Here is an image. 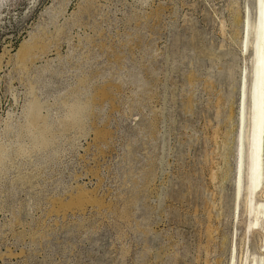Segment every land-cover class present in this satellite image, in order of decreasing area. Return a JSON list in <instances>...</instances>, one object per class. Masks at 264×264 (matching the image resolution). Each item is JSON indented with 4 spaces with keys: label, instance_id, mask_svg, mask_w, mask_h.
Here are the masks:
<instances>
[{
    "label": "rangeland",
    "instance_id": "obj_1",
    "mask_svg": "<svg viewBox=\"0 0 264 264\" xmlns=\"http://www.w3.org/2000/svg\"><path fill=\"white\" fill-rule=\"evenodd\" d=\"M254 1L0 0V264H261Z\"/></svg>",
    "mask_w": 264,
    "mask_h": 264
},
{
    "label": "bare ground",
    "instance_id": "obj_2",
    "mask_svg": "<svg viewBox=\"0 0 264 264\" xmlns=\"http://www.w3.org/2000/svg\"><path fill=\"white\" fill-rule=\"evenodd\" d=\"M254 2H255V11H256L254 21L250 24L248 20L250 16L249 17L247 16L248 18L245 17L247 20L245 19L244 20L245 22L243 24L244 37L242 41V51L243 48L246 51L249 43V35H252L253 37L251 72H250L251 82L249 88L250 100H251L249 113H248L249 131L245 135L246 136L245 138L246 141H245L243 136L244 134L243 127H244L245 111H246L245 96L247 95V86H246L247 75L244 74L243 76L242 74L240 87H239V98H241V102H239V114H238L239 118L237 117L239 119L240 132L239 135L237 136L235 184H234L235 201L238 202L243 187L242 186L243 167H244V160L246 158L247 162H246V172H245L246 175L245 208L248 215H250L251 217L249 223L247 224L248 226L246 227L247 231H250L252 229H257L261 223V219L264 217V202L255 200V194L258 193L264 182V0H255ZM31 117L34 124L37 123V119L39 118L35 106L31 108ZM72 117H74V115ZM244 141L246 142L245 144H247L246 152H245ZM238 204L239 202L237 203V205ZM247 257L249 256L247 255ZM247 260L248 259L245 257L244 264H257L256 263L257 260L255 261V257L253 258L252 263H249ZM260 261L261 264H264V257H261Z\"/></svg>",
    "mask_w": 264,
    "mask_h": 264
}]
</instances>
